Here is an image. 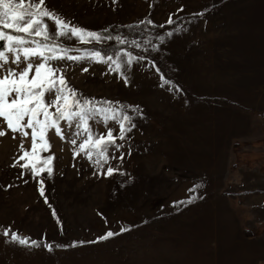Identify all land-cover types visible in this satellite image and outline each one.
<instances>
[{"label": "rangeland", "instance_id": "1", "mask_svg": "<svg viewBox=\"0 0 264 264\" xmlns=\"http://www.w3.org/2000/svg\"><path fill=\"white\" fill-rule=\"evenodd\" d=\"M46 5L90 31L145 18L164 27L133 39L139 49L133 40L122 45L144 57L127 70V86L105 64L61 65L84 97L142 110V116L128 110L136 127L121 152L110 153H123L122 162L112 159L101 170L49 132L50 149L40 156L54 157L52 175L21 177L24 161L12 167L22 154L19 137H0V233L10 228L40 244L6 243L0 235V264H264V0ZM166 32L173 35L161 44L157 36ZM108 42L64 44L92 50ZM109 127L117 135L118 125ZM108 166L119 171L102 175ZM108 231L119 234L98 240Z\"/></svg>", "mask_w": 264, "mask_h": 264}, {"label": "snow or ice", "instance_id": "2", "mask_svg": "<svg viewBox=\"0 0 264 264\" xmlns=\"http://www.w3.org/2000/svg\"><path fill=\"white\" fill-rule=\"evenodd\" d=\"M112 2L116 3V0ZM196 15L202 16L203 13ZM166 23L172 24V18L169 17ZM139 25L164 27L155 25L148 18L128 27ZM103 33L72 24L55 10L49 9L46 0H0V125H2L0 137L9 133L13 139L19 137V152L22 154L12 167H16L19 161H24L19 164L24 170L19 174L21 177L25 173L33 178L45 172L49 177L52 175L54 157L40 156L41 152L50 149L49 132L72 145L74 156L82 153L101 170L105 165H109L112 159L123 161V153L119 156L110 153L121 152L128 133L136 127L134 117L128 114V110L141 116L142 110L139 106H125L119 101L84 97L68 84L61 66L67 61L105 64L108 71L121 76L127 86L129 82L127 70L134 63L143 60V56H134L131 51L124 48H117L112 54H108L101 50H87L64 44V41L72 38L80 44L100 43L112 39H115L117 45L129 43L121 34L113 37L107 28ZM172 35V32H166L165 35L157 36V39L162 44L165 36ZM146 43L150 44L151 41ZM130 46L137 49L141 47L135 40L131 41ZM153 50L159 49L153 46ZM152 66L155 67V64ZM82 71L87 72L88 68L84 67ZM161 80L165 84H171V81L164 80L163 77ZM110 122L118 125L117 135H113L114 130L109 127ZM94 123L102 124L105 133L94 130ZM66 128L70 131L66 132ZM29 138L30 150L25 148V142ZM128 154L130 155V152ZM116 171H119L118 167L108 166L106 172L102 171L101 174L110 176ZM120 174L123 175L122 172ZM39 183L40 196L43 197L45 196L43 179ZM44 202L48 203L46 198ZM52 215L56 216L55 210ZM127 230L121 228L120 231ZM118 234L108 231L98 240H105ZM0 235L5 238L6 243L40 247L37 241L22 237L10 228L4 229ZM44 247L52 251L51 245L45 244Z\"/></svg>", "mask_w": 264, "mask_h": 264}, {"label": "trees", "instance_id": "3", "mask_svg": "<svg viewBox=\"0 0 264 264\" xmlns=\"http://www.w3.org/2000/svg\"><path fill=\"white\" fill-rule=\"evenodd\" d=\"M135 26V25H133ZM146 25H139V27H126V28H115L110 29L109 33L115 37L117 34H121L128 42H130L133 39H137L145 35L146 33H150L155 31L157 28L148 27L146 29ZM106 33L105 35H107ZM117 48H122V45L117 46L115 43V39L109 40V42L106 45L99 46L98 48H93L96 50H101L102 52H106L108 54H112L114 51L117 50ZM155 65L157 68L161 71V64L157 61H155ZM164 73V71H163ZM224 103V102H223ZM226 103V101H225ZM227 105H230L231 107H236L235 104L226 103Z\"/></svg>", "mask_w": 264, "mask_h": 264}]
</instances>
